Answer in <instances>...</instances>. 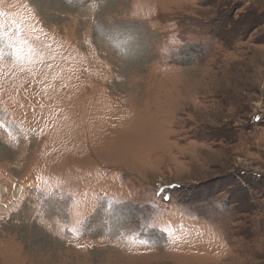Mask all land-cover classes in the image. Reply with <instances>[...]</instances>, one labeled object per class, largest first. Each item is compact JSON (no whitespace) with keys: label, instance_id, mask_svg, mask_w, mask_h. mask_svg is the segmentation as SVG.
<instances>
[{"label":"rangeland","instance_id":"1","mask_svg":"<svg viewBox=\"0 0 264 264\" xmlns=\"http://www.w3.org/2000/svg\"><path fill=\"white\" fill-rule=\"evenodd\" d=\"M263 70L264 0H0V264H264V173L180 174Z\"/></svg>","mask_w":264,"mask_h":264},{"label":"crops","instance_id":"2","mask_svg":"<svg viewBox=\"0 0 264 264\" xmlns=\"http://www.w3.org/2000/svg\"><path fill=\"white\" fill-rule=\"evenodd\" d=\"M166 70L164 71L165 73H175L172 69ZM178 72H180V80L178 82L180 87H187L185 71L180 70ZM257 73L258 72H256V74ZM200 86L202 87V83ZM243 89L244 91L241 92V94L238 92L239 90L237 88L236 94L239 93L238 96L243 95L244 97H247L248 102H253L255 107L253 108L254 110H252L253 113L250 112L249 117L238 115L233 121H231V134L226 135L225 137L197 138L187 140L185 143H181V141L179 142L184 149V157H180V159L186 165L187 161L183 158L187 159L188 157H191L192 160H194V164L201 169V175L223 168L224 159L229 158V161L230 159L234 160L235 156H239L247 161V164L243 165L244 167L250 169L255 168L256 171L264 173V80L261 81L260 92L256 93L257 96L252 94V89H245V87ZM188 100L190 99L188 98ZM184 101L185 103L188 102L187 100ZM200 106L202 107L203 105L199 103L197 104L196 102V107L198 108ZM252 114L254 117L258 116L260 118L254 120V117L250 118ZM225 139L229 140L225 141ZM231 151L232 153H230ZM186 154H189V156ZM220 156H223L221 160H219ZM195 165H193V168H195L193 169L190 167V163L187 164L186 167L188 170L183 168L186 171L181 169L180 174L190 175L191 173H194V171L198 169ZM143 173L149 175L151 172L147 171V173ZM209 235V233L205 234L202 232V238L209 237Z\"/></svg>","mask_w":264,"mask_h":264},{"label":"snow or ice","instance_id":"3","mask_svg":"<svg viewBox=\"0 0 264 264\" xmlns=\"http://www.w3.org/2000/svg\"><path fill=\"white\" fill-rule=\"evenodd\" d=\"M257 119H259V117H257Z\"/></svg>","mask_w":264,"mask_h":264}]
</instances>
